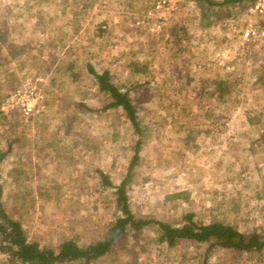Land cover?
<instances>
[{
	"label": "rangeland",
	"instance_id": "1",
	"mask_svg": "<svg viewBox=\"0 0 264 264\" xmlns=\"http://www.w3.org/2000/svg\"><path fill=\"white\" fill-rule=\"evenodd\" d=\"M152 1L0 0V104L28 80L44 95L28 117L0 109L2 201L31 240L85 243L119 213L97 169L116 185L138 134L121 107H106L88 65L128 87L137 109L136 217L179 222L191 211L264 233V44L240 36L252 0L178 1L159 33L135 24ZM217 78L230 80L223 96L206 83ZM156 235L147 225L94 264H202L207 243ZM207 264H264V250L213 246Z\"/></svg>",
	"mask_w": 264,
	"mask_h": 264
},
{
	"label": "trees",
	"instance_id": "2",
	"mask_svg": "<svg viewBox=\"0 0 264 264\" xmlns=\"http://www.w3.org/2000/svg\"><path fill=\"white\" fill-rule=\"evenodd\" d=\"M203 1L213 2L212 0ZM228 1L233 0H223V2ZM131 66L133 71L141 70L136 61H133ZM88 69L95 77L98 89L108 96L106 107H121L138 134L127 172L116 185L107 173L97 169L101 183L113 188V200L119 213L115 218L104 223L102 231L96 239L79 243L73 237L66 236L60 241L57 248L43 245L37 240H31L22 221L13 216L6 208L2 201L3 187L0 174V264H59L75 260L78 264H94L99 257L112 255L116 250H119L120 243L126 242L129 236L137 237L138 233L147 225L155 226L156 241L168 246H175L181 241L207 243V248L202 256V264H207L208 253L213 246L228 248L237 253L252 252L260 256L264 250V233L256 229L242 231L232 223L218 219L205 222L195 218L191 211L185 212L179 222L134 215L130 206L127 185L132 177L131 170L139 158L143 135L137 117V109L129 93V88H123L113 82L109 70L98 72L91 65H88ZM206 83H211V90L223 96L229 90L230 80L217 78L207 80ZM5 153L6 151H0V161Z\"/></svg>",
	"mask_w": 264,
	"mask_h": 264
},
{
	"label": "built area",
	"instance_id": "3",
	"mask_svg": "<svg viewBox=\"0 0 264 264\" xmlns=\"http://www.w3.org/2000/svg\"><path fill=\"white\" fill-rule=\"evenodd\" d=\"M181 0H153L152 6L142 15L137 16L135 24L159 33L167 24ZM248 11L253 18L242 28L240 36L248 43L264 44V0H252ZM44 95L36 82L26 81L23 85L11 90L1 101L0 109L7 113L12 109H20L25 117L39 113L44 109Z\"/></svg>",
	"mask_w": 264,
	"mask_h": 264
},
{
	"label": "crops",
	"instance_id": "4",
	"mask_svg": "<svg viewBox=\"0 0 264 264\" xmlns=\"http://www.w3.org/2000/svg\"><path fill=\"white\" fill-rule=\"evenodd\" d=\"M188 1L192 2L191 0H188ZM234 1H236V0H233L232 2H234ZM230 2H231V1H230Z\"/></svg>",
	"mask_w": 264,
	"mask_h": 264
}]
</instances>
